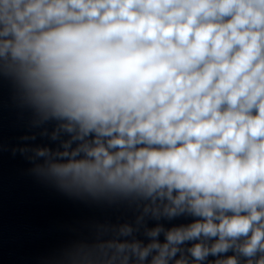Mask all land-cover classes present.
<instances>
[{
  "label": "clouds",
  "instance_id": "1",
  "mask_svg": "<svg viewBox=\"0 0 264 264\" xmlns=\"http://www.w3.org/2000/svg\"><path fill=\"white\" fill-rule=\"evenodd\" d=\"M0 38L89 138L59 177L193 217L120 243L119 264H264V0H0Z\"/></svg>",
  "mask_w": 264,
  "mask_h": 264
}]
</instances>
